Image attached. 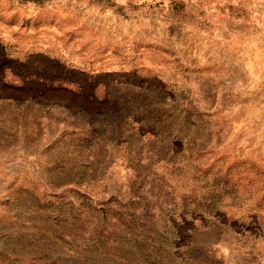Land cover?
<instances>
[{"label":"rangeland","instance_id":"rangeland-1","mask_svg":"<svg viewBox=\"0 0 264 264\" xmlns=\"http://www.w3.org/2000/svg\"><path fill=\"white\" fill-rule=\"evenodd\" d=\"M0 264H264V0H0Z\"/></svg>","mask_w":264,"mask_h":264},{"label":"trees","instance_id":"trees-1","mask_svg":"<svg viewBox=\"0 0 264 264\" xmlns=\"http://www.w3.org/2000/svg\"><path fill=\"white\" fill-rule=\"evenodd\" d=\"M29 1L43 2V1H45V0H29Z\"/></svg>","mask_w":264,"mask_h":264}]
</instances>
